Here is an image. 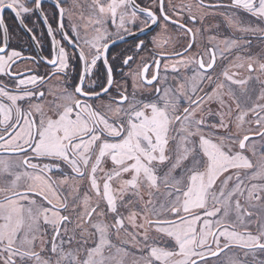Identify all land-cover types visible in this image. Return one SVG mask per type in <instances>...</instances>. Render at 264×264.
<instances>
[{
    "label": "snow or ice",
    "instance_id": "1",
    "mask_svg": "<svg viewBox=\"0 0 264 264\" xmlns=\"http://www.w3.org/2000/svg\"><path fill=\"white\" fill-rule=\"evenodd\" d=\"M73 4L40 75L5 13L39 45L43 0H0V264H264V0Z\"/></svg>",
    "mask_w": 264,
    "mask_h": 264
},
{
    "label": "flooded vegetation",
    "instance_id": "2",
    "mask_svg": "<svg viewBox=\"0 0 264 264\" xmlns=\"http://www.w3.org/2000/svg\"><path fill=\"white\" fill-rule=\"evenodd\" d=\"M138 2L144 5L151 6L153 8H155L156 6V0H138ZM169 2L172 5H176L177 7H179L184 4L194 3L195 0H165L166 6L169 5ZM56 3L57 0H43L42 7L44 15L48 17L47 23L44 22L43 16H31L25 18V24L28 26V28H31L33 30L36 39L40 41L39 45H37L33 41L32 33H28L24 29V27L19 24V21L13 18V14H11L10 12L5 13V22L10 29L9 40L11 47L16 48L18 50H22L25 55L34 56L36 57L37 61H39V63H33L32 61L20 62V71L28 72V70H31L32 72H35L40 75H47L51 71L50 66L44 62L43 58H51V37L47 32V28L50 24L54 31L57 30V24L59 20V9L56 7ZM69 5L70 0H61V6H63L66 10H69ZM168 11L169 14H171V7H168ZM74 19H76V15L74 16ZM216 20H219V17H217ZM249 22L252 21L249 20ZM65 24L66 26L68 24L67 18L65 19ZM159 31L160 30L158 28H155V30L150 33L149 31L139 33L136 31L135 28H133V32H136V35L128 36L124 41H119L117 46H114L112 49H110V53L113 56H117V63H119V59L121 56L132 55L134 58V63H130H132L133 69H135L137 66H142L143 63H150L152 59V53L157 51V49H154L150 41L152 37L155 36ZM168 34L172 35L173 37H176L177 35L176 29L172 25H169L168 27ZM224 34H227L226 30H224ZM0 37H2V30H0ZM56 38L58 40L60 39L58 33ZM247 38L253 40V47L250 50L252 54L255 55L257 54V52L262 51L261 48H264V43H260L258 37ZM140 39L144 40L146 47L145 49L137 52L135 46ZM180 39L183 40L184 38L181 37ZM184 42L186 43L187 41L185 40ZM67 47L69 51H71V46ZM168 50L170 51L171 49L169 48ZM229 59H232V57H229ZM224 63L227 64L228 61H225ZM124 71L127 72L128 68H124ZM151 71H153V69H150V73ZM114 76L120 84L126 83L129 91L132 90L131 80L127 77H122L119 74L118 69H114ZM5 83H7V81H5ZM58 83L59 81L55 77H53L47 82L45 87L55 89Z\"/></svg>",
    "mask_w": 264,
    "mask_h": 264
},
{
    "label": "rangeland",
    "instance_id": "3",
    "mask_svg": "<svg viewBox=\"0 0 264 264\" xmlns=\"http://www.w3.org/2000/svg\"><path fill=\"white\" fill-rule=\"evenodd\" d=\"M80 3H83V0H80ZM69 10L73 11L74 15H73V19H74V16L75 15H78L80 9L79 8H76L73 4V0H70V5H69ZM262 51H264V48H261ZM261 52V51H259ZM257 52V53H259Z\"/></svg>",
    "mask_w": 264,
    "mask_h": 264
},
{
    "label": "water",
    "instance_id": "4",
    "mask_svg": "<svg viewBox=\"0 0 264 264\" xmlns=\"http://www.w3.org/2000/svg\"><path fill=\"white\" fill-rule=\"evenodd\" d=\"M150 32H152V31H149V33H150ZM117 45H118V44H117ZM117 45H116V46H117Z\"/></svg>",
    "mask_w": 264,
    "mask_h": 264
}]
</instances>
